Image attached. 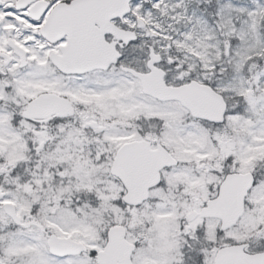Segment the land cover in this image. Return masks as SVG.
Segmentation results:
<instances>
[{
    "label": "snow or ice",
    "instance_id": "1",
    "mask_svg": "<svg viewBox=\"0 0 264 264\" xmlns=\"http://www.w3.org/2000/svg\"><path fill=\"white\" fill-rule=\"evenodd\" d=\"M0 264H264V0H0Z\"/></svg>",
    "mask_w": 264,
    "mask_h": 264
}]
</instances>
